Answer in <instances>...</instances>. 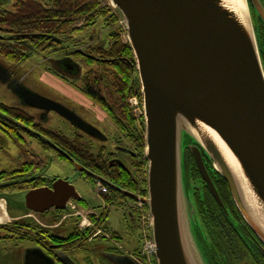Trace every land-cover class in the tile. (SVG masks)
Listing matches in <instances>:
<instances>
[{
    "label": "water",
    "instance_id": "obj_1",
    "mask_svg": "<svg viewBox=\"0 0 264 264\" xmlns=\"http://www.w3.org/2000/svg\"><path fill=\"white\" fill-rule=\"evenodd\" d=\"M109 1L122 19L136 62L147 163L146 197L118 192L146 207L155 264H208L196 234L200 222L194 201L186 192V151L205 187L229 216L203 157L212 163L242 220L264 246V69L249 7L251 3L264 24L259 1ZM0 83L22 107L44 116L54 113L86 136L105 142L73 112L11 80L2 66ZM73 167L76 174L90 175L75 163ZM21 197L16 196L22 210L38 215L65 211L71 202L81 201L74 187L62 180Z\"/></svg>",
    "mask_w": 264,
    "mask_h": 264
},
{
    "label": "trees",
    "instance_id": "obj_2",
    "mask_svg": "<svg viewBox=\"0 0 264 264\" xmlns=\"http://www.w3.org/2000/svg\"><path fill=\"white\" fill-rule=\"evenodd\" d=\"M49 2H51V6L48 4L45 6L36 0H16L13 13L0 12V57L9 64H22L28 61L33 53L49 52L50 54L57 53V59L69 57L76 60L80 68L89 67L90 70L85 76L80 75L79 80L73 81L74 86H79L80 92L106 113L121 133L122 138L131 146L130 149L133 148L132 150L138 154V161L142 162L145 148L144 122L136 116V108L130 104L133 99L141 101V87L131 48L128 42L122 39L121 30L118 32L119 14L117 11L113 12L109 8H104L100 4V0H50ZM78 23L83 25L82 30L74 28ZM98 27L109 31L107 41L103 39L90 46L91 42H89V38L85 39L84 33L88 30L97 31ZM112 27H116V29L111 30ZM256 37L264 69V41L258 32H256ZM22 41L27 45L28 52L22 48ZM52 72L54 73V71ZM64 79L70 81L67 78ZM7 110L9 109L1 108V111L6 115L1 112L0 114L22 127L25 126L24 128L28 129L31 124H34V119L25 112L17 110L8 112ZM37 127L40 128V136L43 138H38V140L44 151H54L53 145L59 151L57 157L61 160H64L62 155H65L76 164L85 162L88 167H100L101 161L97 154L92 153V148L84 145L79 138L75 137L70 140L60 133L43 129L41 125H37ZM204 158L205 168L213 184L219 186L217 189L223 203L226 204L225 202L228 200L234 207L227 185L215 172L212 163L206 157ZM144 163H146L145 160ZM144 163L137 162L129 170L119 171L117 188L145 198L147 194L145 172L147 164ZM184 170L188 190L191 191L189 188L190 176L199 183L196 184L198 193L195 194L193 201L200 224L205 229L208 227L212 229L219 243L218 246H222L221 252L226 264L227 262L234 264L238 259L230 250L231 237H227L228 233H222L220 226L218 227L224 222L221 219H225L226 216L204 186L195 163L187 151L184 156ZM200 191L202 192L200 193ZM121 201L128 202L130 200L118 192V203ZM128 215L138 224V218L134 219L136 214L128 212ZM29 227L31 226L27 228ZM10 228L15 230V225L12 224ZM36 228L38 227L36 226ZM208 236L211 237L209 233ZM210 251L211 253L204 250L208 264H218L215 263L216 259L218 262L219 259L212 250V245H210Z\"/></svg>",
    "mask_w": 264,
    "mask_h": 264
},
{
    "label": "flooded vegetation",
    "instance_id": "obj_3",
    "mask_svg": "<svg viewBox=\"0 0 264 264\" xmlns=\"http://www.w3.org/2000/svg\"><path fill=\"white\" fill-rule=\"evenodd\" d=\"M258 1L264 11V0ZM249 7L256 32L259 33L262 41H264V24L257 16V13L251 3L249 4ZM89 42H91L90 39ZM99 42L100 39L96 42V44ZM21 46L26 52L29 51L24 41L21 42ZM54 55H57V53H54ZM46 62L50 65L51 69L49 70L54 71V74L57 76H62L72 81L79 80L81 69L76 60L68 57L66 59H49ZM0 66H2L3 71L6 70V74L10 75L11 80H16L22 85L21 79L13 77V74H11V72H9L5 66L1 64V62ZM3 86L10 94H12V96L17 98L18 102H14V107L0 104V112L5 114L1 111V108L24 112V107L21 106L19 98L11 93V91L7 88V85ZM9 110L7 111L10 112ZM42 114L44 113L39 112L36 120H38ZM36 120L28 129L34 134L41 135L39 131L40 128L37 127V125L41 124L39 120L38 123ZM0 133L22 148L25 147V138L33 140L36 143V146L41 148L37 136H33L30 132L15 126L10 121L3 119L1 116ZM77 138H79L82 142L80 136H77ZM90 139L101 143L98 140L92 138ZM106 142L107 140H105L104 143ZM86 146L90 147L89 145ZM118 147V145H113L109 152H107L108 148L104 145L96 152L91 150L92 153L97 154L99 160L101 161L99 168H92L91 166L90 168L86 166L85 162L82 164L75 163L91 175H86V173H75L76 176L89 180L95 184L96 197L102 202V205L95 207H90L80 197V202L70 203V206L68 205L69 207L65 211L51 210L50 212L40 215L26 213L24 211L19 216L12 217L10 216L11 214L7 197L18 196L39 188H51L52 184L57 179L43 177V161L40 156H37L34 153H29L27 156H17V158L10 161L8 168L1 169L0 203H3L4 205V215L7 222L0 223V264H11V262L13 264H26V262H30L32 264H136L135 260L140 255L138 249L129 252L122 248L118 249V247L116 249L114 247L106 248V246H103L106 242H111L117 245L121 239L117 233L112 232V230L107 226V220L111 208L119 207L124 209L127 203L126 201L118 203V172L126 171L127 169L129 170V168L134 167L137 162L142 164L145 160L143 157V159H141L143 160L142 162L138 161V154L132 150L133 148H127L126 150L128 151L125 153L123 151H118ZM52 152L56 157L57 154H59L56 150ZM118 153L127 157L129 165L124 164L118 159ZM62 158L69 161L68 157V159L64 156H62ZM203 159L205 163V158L203 157ZM73 163L71 164L73 165ZM96 178L107 184L103 183L104 194H100L98 192L99 182ZM214 187L219 196L217 189L219 186L217 187L214 184ZM201 192L202 191H200V193ZM192 197V199L195 200V195L193 196L192 194ZM220 200L229 216L225 215L226 218L221 219L224 222L222 225L219 224L218 227L220 226L222 233H228L227 237H231L230 250L238 259V261L234 262V264H264V246L242 220L235 205L233 204L234 207H232L227 199V202H225L226 204L223 203L221 198ZM12 224L15 225V230L10 228ZM34 224L38 228H36V226L34 227ZM28 226L31 227L27 228ZM208 228H206V231L205 227L199 223L196 228L197 238L203 246L205 252L208 251L211 253L210 245H212V250H214L219 259V262L216 259L215 263L219 264L221 262V264H226V260L222 256L221 252L222 246H218L219 243L217 242L212 229L210 227ZM208 233L211 237L208 236ZM11 244H14L17 251L10 253ZM21 246L25 247H22L21 249ZM135 256L137 257L135 258ZM227 264L232 263L227 262Z\"/></svg>",
    "mask_w": 264,
    "mask_h": 264
},
{
    "label": "rangeland",
    "instance_id": "obj_4",
    "mask_svg": "<svg viewBox=\"0 0 264 264\" xmlns=\"http://www.w3.org/2000/svg\"><path fill=\"white\" fill-rule=\"evenodd\" d=\"M36 1L42 3L45 6L47 4L51 6V2H49L50 0ZM100 1V4L104 6V8H109L115 12V9L112 7L109 0ZM15 3L16 0H0V12L13 13ZM82 26L83 25H81V23H78L76 26H74V28L77 30H82ZM115 29L116 27L111 28V30ZM120 30L123 34L122 39L127 41L124 24L120 16H118V32ZM108 33V30H103L101 27H98L97 31L92 32L88 30L84 34L85 39H90L91 46L92 44L94 45V43L96 44L99 39L100 41L103 39L106 40ZM56 56L57 55L50 54L49 52L33 53L30 59L22 64H9L1 57L0 62L9 72H11V74H13V77L16 79H21V83L26 89L38 95L39 97L63 106L69 111L73 112L84 123L105 137L107 142L98 143L94 140H91L54 113H49L45 116L42 114V117L40 116V118H38L43 129L50 132L60 133L70 140L80 136L83 144L89 145L93 152L98 151L101 147H103V145L108 148L107 152H109L111 147L116 144L119 145L118 151H128L126 149L131 148V146L126 140L122 138L121 133L117 130L106 113H104L98 106L93 104L89 99L84 97L80 93L79 86L75 87L72 80L67 81L64 78H59L49 70L51 68L46 61L49 59H57ZM80 69L81 75L83 76H85L90 70L89 67H81ZM15 101L18 102L17 98L12 96V94H10L5 89V87L0 84V104L14 107ZM130 104L136 108V116L141 118V120L144 122L142 99L141 101L133 99L130 101ZM23 110L26 114L30 115L34 121L37 119L39 114L38 111L29 108H23ZM38 120H36L37 123ZM25 141V147L22 148L0 133V170L8 168L10 161H12L14 158H17V156H27L29 153H34L37 156H40L41 160L43 161L44 168L42 174L44 178L68 181L87 205L90 207L102 205V202L96 197L95 184L89 180L76 176L74 167L69 161L57 158L52 151L46 152L42 148L37 147L36 143L31 139L25 138ZM117 156L121 162L129 165V161L126 156L121 153H118ZM190 179L189 188L191 191L187 189L186 185V192L187 196L189 195L191 198H193L192 194L194 196L198 193L196 190V184L199 183L194 178H191V176ZM18 196H20V199H22V194ZM7 200L11 214L10 216L17 217L24 212L22 211L23 207L20 203V200L19 204L17 203L18 199L16 196L7 197ZM126 206V210L119 207L111 208L110 210L107 226L112 230V232L117 233L121 239L117 245L111 242L104 243L103 246H106V248L114 247L117 249L118 247V249L122 248L125 251L130 252L132 250L139 249L142 246V224L140 222L137 224L128 215V212H132L133 214H136L134 219H137L138 215L134 210V207L137 208V206L131 205L130 203H126ZM188 211L189 209L187 206V212ZM138 220L140 221V219ZM196 224L199 225L197 222ZM138 238H140V241ZM22 247L24 248L25 246H21V249ZM14 251H17V249L14 247V244H11L10 253ZM11 264L13 263L11 262Z\"/></svg>",
    "mask_w": 264,
    "mask_h": 264
},
{
    "label": "built area",
    "instance_id": "obj_5",
    "mask_svg": "<svg viewBox=\"0 0 264 264\" xmlns=\"http://www.w3.org/2000/svg\"><path fill=\"white\" fill-rule=\"evenodd\" d=\"M98 192L104 194V188L102 185H98ZM141 209V205H137ZM141 231H142V249L138 258H136V264H154V247L149 235L148 226L149 219L146 215L141 216Z\"/></svg>",
    "mask_w": 264,
    "mask_h": 264
},
{
    "label": "bare ground",
    "instance_id": "obj_6",
    "mask_svg": "<svg viewBox=\"0 0 264 264\" xmlns=\"http://www.w3.org/2000/svg\"><path fill=\"white\" fill-rule=\"evenodd\" d=\"M209 135L214 139V141L219 145V147L222 149V151L225 153V155L229 159L228 153L225 151V149L223 148L222 144L219 142L217 137L212 132H210ZM4 212H5L4 205H3V203H0V223L7 222V219L5 218ZM141 249H142V246H141ZM141 249L139 251V254L141 252Z\"/></svg>",
    "mask_w": 264,
    "mask_h": 264
}]
</instances>
